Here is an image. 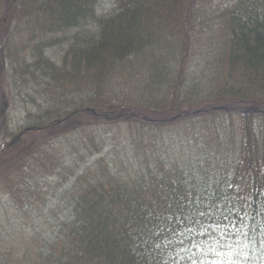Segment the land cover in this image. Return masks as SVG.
<instances>
[{"label": "trees", "instance_id": "1", "mask_svg": "<svg viewBox=\"0 0 264 264\" xmlns=\"http://www.w3.org/2000/svg\"><path fill=\"white\" fill-rule=\"evenodd\" d=\"M101 1L0 0V176L17 177L59 135L102 126L171 153L153 172L87 169L65 194L71 211L55 236L6 246L0 264H264V0L225 9L217 66L201 78L187 40L203 0H113L103 18ZM54 48L61 59L48 58ZM16 67L48 81L58 101L47 124L17 136L3 92ZM137 78L116 95L117 80ZM73 95L87 99L75 109Z\"/></svg>", "mask_w": 264, "mask_h": 264}, {"label": "rangeland", "instance_id": "2", "mask_svg": "<svg viewBox=\"0 0 264 264\" xmlns=\"http://www.w3.org/2000/svg\"><path fill=\"white\" fill-rule=\"evenodd\" d=\"M232 1L203 0L198 8L199 16L196 25L187 40L189 54L187 62L193 67L198 78H201L198 69H202L204 66L207 68L217 66L216 57L211 58V55L220 42V28L224 26L223 15ZM100 3V17H108L113 14V0H102ZM86 31L92 33L94 29L89 26ZM47 56L52 60L61 59L60 48L48 51ZM206 71L202 76L205 73L210 75V70ZM6 77L3 92H5L8 102L13 134L17 136L28 127L47 124L48 120L46 121L45 118H48L46 115L48 105L58 103V101H53L50 104L48 101L50 96L53 97L51 95L53 91L46 89L48 81L27 80V77L20 74L17 67L15 70L9 69L6 72ZM206 81L207 78L203 84ZM139 83L140 78L126 80V82L117 80L115 84L119 88L116 95L119 96L125 91L129 92L132 85ZM94 95L96 96V94ZM104 96L105 93L101 92L100 97ZM70 97L61 99L62 104L68 106L71 101ZM72 97H74L75 109L82 100L87 99L85 95H78V97L73 95ZM90 97L94 96L90 95ZM138 97L139 95L135 98ZM65 106H55L53 111L61 114L64 112L62 109ZM107 128L104 129L102 126L84 129V132L71 133L66 136L59 135L52 144L37 150L36 155L30 158L24 168L16 172L17 177L4 180L0 176V253L5 250L6 246L21 245L26 239L29 240L26 238L28 236L36 237L38 243L42 241L43 244L53 238L59 225L71 211L65 194L71 191L77 178L83 176L87 169L93 172H102L110 168L113 169V172L118 170L121 172L120 174L127 175L147 167L149 171L153 172V168L155 166L158 168L160 164L159 161H153L156 159L155 157L159 155L167 157L171 153V150L166 146L161 148L159 144H148V147L145 145L143 149L142 146L146 142L140 144L141 149L130 146L129 142L124 141L122 138L124 136L121 133ZM25 139L28 141L30 138ZM7 143L8 141L0 142V147ZM209 164V161H206L202 168L207 167L208 169ZM107 165L109 168H106ZM0 169L3 167L1 166ZM214 173L208 172V175L204 176V180L213 182V179L216 178V173ZM217 179L215 185L218 184V181L223 180L220 179V176ZM215 185L209 182L211 188H214ZM5 236L7 237L5 238ZM6 259L3 258L4 261ZM9 260L16 262L18 258L12 255Z\"/></svg>", "mask_w": 264, "mask_h": 264}]
</instances>
